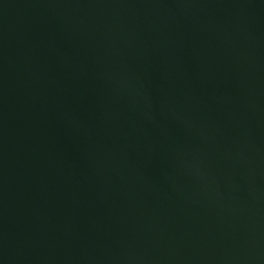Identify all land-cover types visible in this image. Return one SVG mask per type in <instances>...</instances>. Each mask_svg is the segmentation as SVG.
Instances as JSON below:
<instances>
[{
    "label": "water",
    "instance_id": "obj_1",
    "mask_svg": "<svg viewBox=\"0 0 264 264\" xmlns=\"http://www.w3.org/2000/svg\"><path fill=\"white\" fill-rule=\"evenodd\" d=\"M0 264H264V0H0Z\"/></svg>",
    "mask_w": 264,
    "mask_h": 264
}]
</instances>
